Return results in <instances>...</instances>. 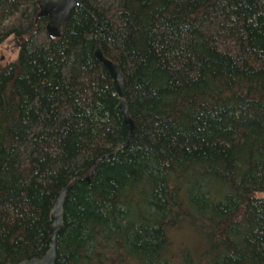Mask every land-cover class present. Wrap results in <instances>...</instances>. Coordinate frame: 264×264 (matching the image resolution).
<instances>
[{
	"label": "trees",
	"instance_id": "16d2710c",
	"mask_svg": "<svg viewBox=\"0 0 264 264\" xmlns=\"http://www.w3.org/2000/svg\"><path fill=\"white\" fill-rule=\"evenodd\" d=\"M0 0V264H264V0ZM126 79L133 136L97 46ZM90 177L88 182L86 179ZM172 235V234H171ZM192 255V256H191Z\"/></svg>",
	"mask_w": 264,
	"mask_h": 264
},
{
	"label": "water",
	"instance_id": "95a60500",
	"mask_svg": "<svg viewBox=\"0 0 264 264\" xmlns=\"http://www.w3.org/2000/svg\"><path fill=\"white\" fill-rule=\"evenodd\" d=\"M79 0H41V9L39 16L41 18H47L48 23L46 27L47 35L51 38H60L63 35L65 25L71 16V14L77 9ZM95 57L100 61L109 73V76L113 80L114 87L117 95L120 98V111L123 117L124 124L129 132V137L133 136L135 125L131 118L128 105L125 99L124 87L126 84L125 76L123 75L121 68L118 64L105 58L101 47L98 45L95 51ZM90 177H87V181H90ZM72 186L65 188L57 199L53 210L51 212V237L50 248L48 253L42 259H33L22 262L20 264H56V242L64 229L65 218V204L67 200L68 191Z\"/></svg>",
	"mask_w": 264,
	"mask_h": 264
},
{
	"label": "rangeland",
	"instance_id": "374dc122",
	"mask_svg": "<svg viewBox=\"0 0 264 264\" xmlns=\"http://www.w3.org/2000/svg\"><path fill=\"white\" fill-rule=\"evenodd\" d=\"M17 49V44L15 40H12L11 38L8 39L1 47H0V68H3L8 63H10L12 60L15 59V53ZM184 228V227H182ZM182 228H173V230H169L171 240L174 242V248L171 246V253L174 256V262L176 264L181 263V257L180 254L182 249L185 247H190L192 243H194L196 250L198 251L196 254H201L204 245L201 242L195 241L192 237H187V234H189V231H184ZM172 234V235H171ZM192 256V255H191Z\"/></svg>",
	"mask_w": 264,
	"mask_h": 264
},
{
	"label": "bare ground",
	"instance_id": "6f19581e",
	"mask_svg": "<svg viewBox=\"0 0 264 264\" xmlns=\"http://www.w3.org/2000/svg\"><path fill=\"white\" fill-rule=\"evenodd\" d=\"M50 245V244H49Z\"/></svg>",
	"mask_w": 264,
	"mask_h": 264
}]
</instances>
